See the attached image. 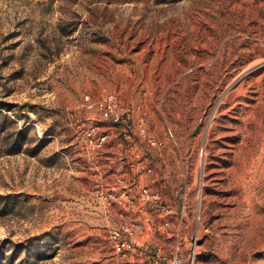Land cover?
<instances>
[{
  "label": "rangeland",
  "instance_id": "obj_1",
  "mask_svg": "<svg viewBox=\"0 0 264 264\" xmlns=\"http://www.w3.org/2000/svg\"><path fill=\"white\" fill-rule=\"evenodd\" d=\"M174 258L264 264V0H0V264Z\"/></svg>",
  "mask_w": 264,
  "mask_h": 264
},
{
  "label": "built area",
  "instance_id": "obj_2",
  "mask_svg": "<svg viewBox=\"0 0 264 264\" xmlns=\"http://www.w3.org/2000/svg\"><path fill=\"white\" fill-rule=\"evenodd\" d=\"M86 100L89 101L88 96H86ZM96 105H97L96 107L99 110L103 111L105 114L115 113L116 101H115L114 95H110L104 101H101ZM89 106L92 107L93 104L89 103ZM116 120H117V118H116ZM93 131H95V128H93ZM106 138H107V136L105 134L98 133L96 138H95V143L100 146L106 141ZM144 193L147 194L148 198L150 197L147 189H144ZM123 228L125 230H129L131 228V226L127 225V226H123ZM113 239H114V250L118 254L124 255L125 251L130 249L131 243L128 240L123 239L118 232H116L113 235ZM171 264H182V261L178 258H174L172 260Z\"/></svg>",
  "mask_w": 264,
  "mask_h": 264
},
{
  "label": "bare ground",
  "instance_id": "obj_3",
  "mask_svg": "<svg viewBox=\"0 0 264 264\" xmlns=\"http://www.w3.org/2000/svg\"><path fill=\"white\" fill-rule=\"evenodd\" d=\"M257 66H258V65H257ZM257 66H255V67H257ZM255 67H254V68H255ZM248 71H249V70H247V72H248ZM244 73H245V72H244ZM247 74H248V73H247ZM241 89H242V88H241ZM238 90H239V89H238ZM237 92H238V91H237ZM203 166H204V165H203Z\"/></svg>",
  "mask_w": 264,
  "mask_h": 264
}]
</instances>
